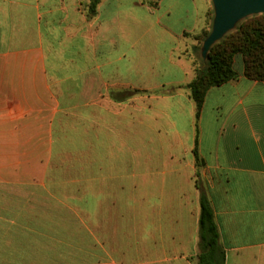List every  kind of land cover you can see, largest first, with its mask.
I'll list each match as a JSON object with an SVG mask.
<instances>
[{"label":"crops","instance_id":"obj_1","mask_svg":"<svg viewBox=\"0 0 264 264\" xmlns=\"http://www.w3.org/2000/svg\"><path fill=\"white\" fill-rule=\"evenodd\" d=\"M90 2L0 0V264H198V171L226 264H264V82L188 89L211 1ZM130 181L119 257L82 215Z\"/></svg>","mask_w":264,"mask_h":264},{"label":"trees","instance_id":"obj_2","mask_svg":"<svg viewBox=\"0 0 264 264\" xmlns=\"http://www.w3.org/2000/svg\"><path fill=\"white\" fill-rule=\"evenodd\" d=\"M161 0H142L143 4L157 7ZM101 0H91L89 15L93 16ZM212 14H209V24ZM208 24V25H209ZM209 34L208 28L197 37L198 43ZM198 46L193 49L196 50ZM237 55L243 56L245 77L252 81L264 82V15L249 17L237 25L222 41L211 49L205 66L202 68L195 61L196 77L188 85L190 95L197 107V117L204 104L207 93L216 87L239 78L235 70ZM190 57V56H189ZM198 140L194 154L196 167L201 168L203 161L198 153ZM196 173L197 187L200 190V221H199V263L226 264V254L220 244V234L215 221L211 202Z\"/></svg>","mask_w":264,"mask_h":264},{"label":"rangeland","instance_id":"obj_3","mask_svg":"<svg viewBox=\"0 0 264 264\" xmlns=\"http://www.w3.org/2000/svg\"><path fill=\"white\" fill-rule=\"evenodd\" d=\"M143 8L140 7V13H144L142 10ZM213 17H214V11L213 16L211 19L210 24L208 25L209 34L212 30L213 25ZM208 34V35H209ZM207 35V36H208ZM206 38V37H205ZM205 38L199 42L198 48L196 50L192 49V52L189 54L190 58L192 59L193 63L197 61L200 66L203 68L205 66V59L202 56V46L205 41ZM196 67V65H194ZM130 91L133 94H140V91ZM131 92L129 94H131ZM128 185L127 191H128V197H122V198H112V199H105L107 203V206L105 208V212L97 213V214H83L84 218L88 221H93L95 224H107L109 223L111 225L110 230H97V234L99 236H102L105 238L110 244H112V247L114 250H117L116 253L119 257H122L121 249H124V246H122V239L120 235V225L126 221L130 225V233L138 234L140 236V181H130V182H123L122 185ZM113 204H112V203ZM119 204V205H117ZM118 206V207H117ZM121 207V208H120ZM122 210L123 213H120L119 211ZM125 213V214H124ZM129 242V241H128ZM130 246L133 247H140V241L137 243V240L134 239L133 241H130ZM125 248H128L125 246ZM140 257V253H139Z\"/></svg>","mask_w":264,"mask_h":264},{"label":"water","instance_id":"obj_4","mask_svg":"<svg viewBox=\"0 0 264 264\" xmlns=\"http://www.w3.org/2000/svg\"><path fill=\"white\" fill-rule=\"evenodd\" d=\"M214 17L210 34L202 46V56L207 61L211 49L231 33L243 20L264 15V0H210Z\"/></svg>","mask_w":264,"mask_h":264}]
</instances>
